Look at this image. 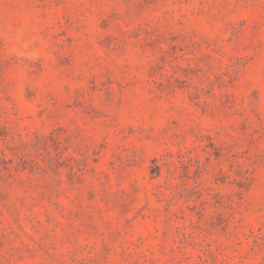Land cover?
I'll use <instances>...</instances> for the list:
<instances>
[{
    "label": "rangeland",
    "instance_id": "rangeland-1",
    "mask_svg": "<svg viewBox=\"0 0 264 264\" xmlns=\"http://www.w3.org/2000/svg\"><path fill=\"white\" fill-rule=\"evenodd\" d=\"M0 264H264V0H0Z\"/></svg>",
    "mask_w": 264,
    "mask_h": 264
}]
</instances>
